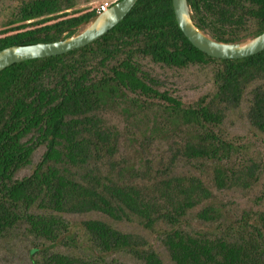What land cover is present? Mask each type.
I'll use <instances>...</instances> for the list:
<instances>
[{
	"label": "trees",
	"instance_id": "1",
	"mask_svg": "<svg viewBox=\"0 0 264 264\" xmlns=\"http://www.w3.org/2000/svg\"><path fill=\"white\" fill-rule=\"evenodd\" d=\"M93 1L13 0L0 49L77 32ZM187 1L215 40L264 30V0ZM195 67L210 89L188 99L175 78ZM17 233L30 264H264V49L210 56L172 0H137L96 40L2 69L0 242Z\"/></svg>",
	"mask_w": 264,
	"mask_h": 264
},
{
	"label": "water",
	"instance_id": "2",
	"mask_svg": "<svg viewBox=\"0 0 264 264\" xmlns=\"http://www.w3.org/2000/svg\"><path fill=\"white\" fill-rule=\"evenodd\" d=\"M137 0H116L100 11L77 32L48 42L13 44L0 49V71L27 59L62 54L82 47L110 30L128 13ZM177 23L188 40L199 50L216 58H241L264 49V30L238 42H222L211 38L194 22L187 0H172Z\"/></svg>",
	"mask_w": 264,
	"mask_h": 264
},
{
	"label": "rangeland",
	"instance_id": "3",
	"mask_svg": "<svg viewBox=\"0 0 264 264\" xmlns=\"http://www.w3.org/2000/svg\"><path fill=\"white\" fill-rule=\"evenodd\" d=\"M80 5H83V0H79ZM104 1L115 2L116 0H95L91 2L94 5L99 6ZM13 5V0H0V28L3 26L4 21L10 17L11 9ZM175 86L179 89V92L186 98H195L210 89V82L207 76L199 68H192L189 71L183 72L180 77L175 78ZM241 109L239 114H232L228 118V123L234 129L241 133L244 130V124L242 122ZM40 154V150H37L33 157V162H35ZM30 168H25L17 174V177H22L27 175ZM17 233L13 237L12 241L0 242V264H30V254L28 252V243L24 242L22 234ZM163 255V253H162Z\"/></svg>",
	"mask_w": 264,
	"mask_h": 264
},
{
	"label": "built area",
	"instance_id": "4",
	"mask_svg": "<svg viewBox=\"0 0 264 264\" xmlns=\"http://www.w3.org/2000/svg\"><path fill=\"white\" fill-rule=\"evenodd\" d=\"M111 4L112 2L104 1L99 5V10L101 11L106 10V8H108V6H110Z\"/></svg>",
	"mask_w": 264,
	"mask_h": 264
}]
</instances>
